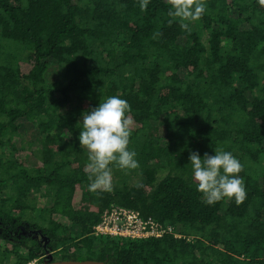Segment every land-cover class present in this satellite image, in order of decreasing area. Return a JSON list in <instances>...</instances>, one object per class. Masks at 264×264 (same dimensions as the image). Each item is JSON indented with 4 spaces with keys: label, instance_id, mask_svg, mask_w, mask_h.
Segmentation results:
<instances>
[{
    "label": "trees",
    "instance_id": "16d2710c",
    "mask_svg": "<svg viewBox=\"0 0 264 264\" xmlns=\"http://www.w3.org/2000/svg\"><path fill=\"white\" fill-rule=\"evenodd\" d=\"M205 3L188 32L167 0H0V264H264V6ZM114 95L131 105L139 167L111 166L114 190L98 196L78 137ZM215 149L243 165L240 205L197 191L190 153ZM111 204L186 237L93 234Z\"/></svg>",
    "mask_w": 264,
    "mask_h": 264
},
{
    "label": "clouds",
    "instance_id": "9594fccd",
    "mask_svg": "<svg viewBox=\"0 0 264 264\" xmlns=\"http://www.w3.org/2000/svg\"><path fill=\"white\" fill-rule=\"evenodd\" d=\"M149 0H140V8L146 10ZM171 6L167 15L180 20V27L188 32L190 22L198 21L206 11L205 0H167ZM264 6V0H258ZM187 21L188 23H186ZM172 20H169L171 25ZM162 35L161 32L154 34ZM131 105L118 96H110L97 107L83 113L82 128L79 133L80 147L87 153L85 171L90 181L88 191L98 196L114 190L112 167L133 170L139 167L135 151L128 145L133 131V119L127 115ZM193 180L197 191L202 193L203 202L213 205L224 198L234 199L237 205L246 199V189L239 173L243 165L231 152L215 149V155L191 152Z\"/></svg>",
    "mask_w": 264,
    "mask_h": 264
},
{
    "label": "built area",
    "instance_id": "2783aa9c",
    "mask_svg": "<svg viewBox=\"0 0 264 264\" xmlns=\"http://www.w3.org/2000/svg\"><path fill=\"white\" fill-rule=\"evenodd\" d=\"M93 234L131 239L162 237L166 234H173L178 238L186 237L172 224L145 218L140 210L118 204H111L104 209L99 222L93 228ZM187 238L191 239L193 236ZM28 264H38V259Z\"/></svg>",
    "mask_w": 264,
    "mask_h": 264
},
{
    "label": "water",
    "instance_id": "95a60500",
    "mask_svg": "<svg viewBox=\"0 0 264 264\" xmlns=\"http://www.w3.org/2000/svg\"><path fill=\"white\" fill-rule=\"evenodd\" d=\"M39 264H113L107 261L98 260V259H57L52 260L46 259Z\"/></svg>",
    "mask_w": 264,
    "mask_h": 264
},
{
    "label": "rangeland",
    "instance_id": "374dc122",
    "mask_svg": "<svg viewBox=\"0 0 264 264\" xmlns=\"http://www.w3.org/2000/svg\"><path fill=\"white\" fill-rule=\"evenodd\" d=\"M57 70L58 69H55L52 74H56ZM57 74H58V72H57ZM57 77H59V74L57 75ZM57 77H55V78H57ZM51 78L55 79L53 77H51ZM21 134L27 143H31L30 141H34L37 138H39L38 129H36V127L30 123H26L21 127Z\"/></svg>",
    "mask_w": 264,
    "mask_h": 264
},
{
    "label": "flooded vegetation",
    "instance_id": "af4514ba",
    "mask_svg": "<svg viewBox=\"0 0 264 264\" xmlns=\"http://www.w3.org/2000/svg\"><path fill=\"white\" fill-rule=\"evenodd\" d=\"M47 259V257H44V260Z\"/></svg>",
    "mask_w": 264,
    "mask_h": 264
}]
</instances>
